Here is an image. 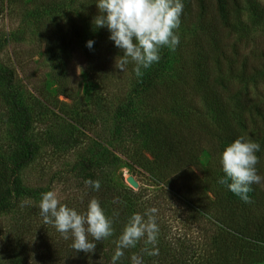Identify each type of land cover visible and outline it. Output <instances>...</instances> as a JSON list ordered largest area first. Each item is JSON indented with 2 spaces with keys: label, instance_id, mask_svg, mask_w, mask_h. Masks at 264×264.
<instances>
[{
  "label": "rangeland",
  "instance_id": "obj_1",
  "mask_svg": "<svg viewBox=\"0 0 264 264\" xmlns=\"http://www.w3.org/2000/svg\"><path fill=\"white\" fill-rule=\"evenodd\" d=\"M254 1L264 6V0H243L244 21L250 18L249 4ZM181 2L184 5L185 0ZM80 7L79 0H54L47 7L36 0H0V71L12 75L9 86L6 78H0V160L18 166L14 183L21 190L56 191L61 204H72L74 209L86 200L78 188L82 162L97 160V172L107 178L106 165L111 151L117 159L110 170L114 184L134 191L140 188L143 192L159 188L153 178L131 165L126 156L135 155L155 135L146 117L149 111L142 107L147 88L167 78L174 79L179 61L193 56V39L200 32L196 18L191 23H180L176 30L179 45L175 51L163 48L161 62L154 64L161 65V71L150 74L142 69L143 76L137 77L133 71L135 65L128 63L125 71L114 67L116 58L123 55L114 41L107 38L97 47L94 19ZM72 16L80 21L81 37L72 33ZM90 40L94 41L91 48L87 46ZM257 48L264 51V33L260 29L247 34L241 50L254 54ZM58 81L69 90V97L60 92ZM179 97L175 94L171 99L168 95L166 99L174 102L166 108L170 117H175L171 122L183 126L187 111L180 105L176 113L171 111L181 104ZM13 102L27 112L25 132L22 129L26 116L15 112ZM198 106L201 112L191 116L192 124L201 125L205 130L203 146L206 139L217 145L215 117L202 101H198ZM141 124L142 130L135 136ZM127 127H130L128 131ZM28 153H31L30 162L20 165ZM199 160L206 167L210 156L202 151ZM128 178H132L135 187L127 183ZM179 188L187 199L198 198L200 194L210 197L199 172L180 183ZM18 197L15 210L0 215V264H9L12 254L24 258L18 264H42V227L45 226L39 209L42 194ZM159 198L162 202L163 197ZM163 210L160 219L164 226L161 233L164 245L172 244L177 250L195 248L206 238L197 229L208 234L213 230L200 218L196 219L202 222L198 223L202 224L199 228L190 222L182 202L170 203ZM21 225L28 227L23 237L17 234ZM51 228L53 236L59 234L53 225ZM260 251L264 254V249ZM254 264H264V261Z\"/></svg>",
  "mask_w": 264,
  "mask_h": 264
},
{
  "label": "trees",
  "instance_id": "obj_2",
  "mask_svg": "<svg viewBox=\"0 0 264 264\" xmlns=\"http://www.w3.org/2000/svg\"><path fill=\"white\" fill-rule=\"evenodd\" d=\"M53 1L36 0L43 7L50 6ZM242 1L185 0L180 23H191L196 18L200 30L199 36L193 39V56L179 61L180 65L173 80L167 78L147 88L142 107L149 111L146 117L155 135L152 133L150 141L144 143V148L141 146V149L136 150L135 155L126 156L131 165L153 178L159 188L153 192H143L140 188L134 191L114 184L110 180V170L117 159L112 151L106 165L107 178L97 172V160L83 161L78 188H81L82 196L86 200L75 209L83 214L87 211L90 200L97 199L105 214L113 221L114 234L107 240L95 242L96 249L93 253L77 252L71 247V234L67 240L60 233L53 236L51 225H45L42 227V264H111L116 241L128 219L134 213L144 215L153 207L157 209L155 219L159 233L156 248L159 254H144L141 251L144 247L142 240L134 249L125 250L124 257L117 264H131L133 253L142 256L144 264H254L264 261V254L260 251V248L264 249V187L252 185V191L248 193L250 202L246 203L230 191L227 184L219 182L227 179L221 165L222 152L240 137L260 145L257 170L258 174L264 176V51L257 48L254 55L241 50L247 34L255 29L264 33V6L257 1L251 2L250 18L244 21ZM79 3L88 17L95 19L100 15L97 0H79ZM70 24L74 29L73 35L81 37L77 16H72ZM110 35L106 27H96L97 47L100 41L103 43L107 38L110 40ZM118 50L124 54L123 50ZM58 54L63 55L61 51ZM58 54L56 52L57 57ZM129 65L134 63L129 62ZM150 68L145 69L150 74L158 72L159 69L161 71V65L154 66L153 70ZM0 78H6L8 86L12 83V75L8 72L0 71ZM57 83L60 92L69 97L66 86L59 81ZM260 86L263 87L262 90ZM175 94L180 96L181 104H177L171 111L176 113L179 105L187 111V121H183V126L171 122L175 117L171 118L166 108L170 104L173 106L174 100H171V96ZM168 95L171 99H166ZM198 101H202L215 117L217 145L206 139L203 146L205 130L201 125L195 127L192 124L191 116L201 112ZM13 107L15 112L26 116L22 129L25 132L28 125L27 112L16 102H13ZM140 126L136 129L135 136L142 130V124ZM128 128L130 127L126 128L127 131ZM202 151L210 156L206 167L199 160ZM30 160L31 153H28L20 165H26ZM194 172L202 174L209 198L200 194L198 198L187 199L180 192L179 184L190 180ZM18 173L17 165L12 166L0 160V215L15 210L19 195L32 198L37 192L43 194L37 190H21L14 183ZM87 180H98L100 189L97 191L87 186ZM160 196L163 197L162 202L159 201ZM174 202L183 203L188 210L185 213L190 222L197 228L202 225H198L200 221H206L213 229L209 234L201 228L197 229L206 238L195 248L188 246L177 250L172 244L164 245L161 242L164 226L160 216L164 214V207ZM71 205L68 207L71 208ZM27 232L28 227L25 225L17 228L20 237L27 235ZM88 238L92 241L91 236ZM23 261L24 258L12 254L9 264Z\"/></svg>",
  "mask_w": 264,
  "mask_h": 264
},
{
  "label": "clouds",
  "instance_id": "obj_3",
  "mask_svg": "<svg viewBox=\"0 0 264 264\" xmlns=\"http://www.w3.org/2000/svg\"><path fill=\"white\" fill-rule=\"evenodd\" d=\"M96 4L100 15L95 17L94 25L97 28L106 27L111 33L110 40L123 50L124 54L116 58L114 65L120 71H125L126 65L133 62V71L137 77H141L144 74L142 69H148L159 62L163 48L175 51L179 45L176 30L184 7L181 0H97ZM93 44L94 41L90 40L87 46L91 48ZM259 151L258 143L240 137L228 145L221 156V165L227 179L219 182L227 184L229 190L246 203L250 202L248 193L252 191V185L264 187V176L258 174L257 170ZM85 184L97 191L101 186L98 180H87ZM39 209L45 225H53L65 240L71 234V247L77 252L93 253L95 242L107 240L114 234L112 219L105 214L95 198L90 200L87 211L81 214L61 204L56 191H47L42 194ZM156 212L157 209L153 207L144 215H131L116 241L111 264H117L124 257L125 250L134 249L142 240L144 247L141 251L144 254H159L156 248L159 233ZM149 245L152 247L149 248ZM131 264H144L142 256L133 253Z\"/></svg>",
  "mask_w": 264,
  "mask_h": 264
},
{
  "label": "water",
  "instance_id": "obj_4",
  "mask_svg": "<svg viewBox=\"0 0 264 264\" xmlns=\"http://www.w3.org/2000/svg\"><path fill=\"white\" fill-rule=\"evenodd\" d=\"M127 183H128L130 186H132V187H135V186H136V184H135V182L132 180V178H128V179H127Z\"/></svg>",
  "mask_w": 264,
  "mask_h": 264
}]
</instances>
